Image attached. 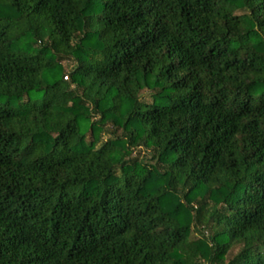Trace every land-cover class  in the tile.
<instances>
[{
  "label": "trees",
  "instance_id": "trees-1",
  "mask_svg": "<svg viewBox=\"0 0 264 264\" xmlns=\"http://www.w3.org/2000/svg\"><path fill=\"white\" fill-rule=\"evenodd\" d=\"M0 264H264V0H0Z\"/></svg>",
  "mask_w": 264,
  "mask_h": 264
},
{
  "label": "rangeland",
  "instance_id": "rangeland-1",
  "mask_svg": "<svg viewBox=\"0 0 264 264\" xmlns=\"http://www.w3.org/2000/svg\"><path fill=\"white\" fill-rule=\"evenodd\" d=\"M66 78V77H65Z\"/></svg>",
  "mask_w": 264,
  "mask_h": 264
}]
</instances>
